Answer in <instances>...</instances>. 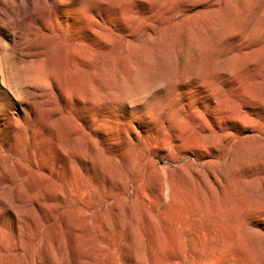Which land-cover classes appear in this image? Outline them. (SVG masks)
Wrapping results in <instances>:
<instances>
[{"label":"rangeland","instance_id":"1","mask_svg":"<svg viewBox=\"0 0 264 264\" xmlns=\"http://www.w3.org/2000/svg\"><path fill=\"white\" fill-rule=\"evenodd\" d=\"M0 264H264V0H0Z\"/></svg>","mask_w":264,"mask_h":264}]
</instances>
